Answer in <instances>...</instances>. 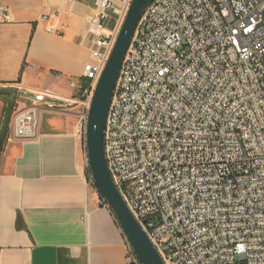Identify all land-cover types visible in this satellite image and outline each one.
<instances>
[{
  "label": "built area",
  "instance_id": "1",
  "mask_svg": "<svg viewBox=\"0 0 264 264\" xmlns=\"http://www.w3.org/2000/svg\"><path fill=\"white\" fill-rule=\"evenodd\" d=\"M111 9L98 0L93 62L69 85L84 148L126 12L107 28ZM12 119L17 138L34 136L33 107ZM104 142L113 182L164 264H264V0H154L122 63ZM127 248L128 264H140Z\"/></svg>",
  "mask_w": 264,
  "mask_h": 264
},
{
  "label": "crops",
  "instance_id": "2",
  "mask_svg": "<svg viewBox=\"0 0 264 264\" xmlns=\"http://www.w3.org/2000/svg\"><path fill=\"white\" fill-rule=\"evenodd\" d=\"M111 28L129 0H109ZM0 87L25 93L34 136L13 119L0 151V264H128L126 240L87 174L78 90L102 31L98 0H0ZM48 95L42 100L34 96ZM30 101V102H28ZM76 103V104H74ZM6 103L0 97V128Z\"/></svg>",
  "mask_w": 264,
  "mask_h": 264
},
{
  "label": "water",
  "instance_id": "3",
  "mask_svg": "<svg viewBox=\"0 0 264 264\" xmlns=\"http://www.w3.org/2000/svg\"><path fill=\"white\" fill-rule=\"evenodd\" d=\"M154 0H129L117 39L93 91L85 129L87 168L92 184L113 213L119 228L140 264H164L147 234L126 205L113 182L105 155V130L119 72L136 28ZM31 96L15 88L0 87L6 103L0 128V151L17 102ZM42 100V97L34 96ZM30 102V101H28Z\"/></svg>",
  "mask_w": 264,
  "mask_h": 264
},
{
  "label": "trees",
  "instance_id": "4",
  "mask_svg": "<svg viewBox=\"0 0 264 264\" xmlns=\"http://www.w3.org/2000/svg\"><path fill=\"white\" fill-rule=\"evenodd\" d=\"M87 174H88V178H90V174H89V171L87 170Z\"/></svg>",
  "mask_w": 264,
  "mask_h": 264
}]
</instances>
